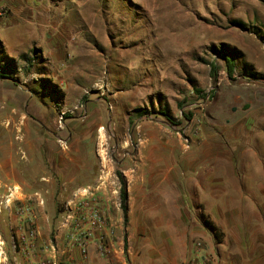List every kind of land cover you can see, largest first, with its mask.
Segmentation results:
<instances>
[{
	"label": "rangeland",
	"instance_id": "rangeland-1",
	"mask_svg": "<svg viewBox=\"0 0 264 264\" xmlns=\"http://www.w3.org/2000/svg\"><path fill=\"white\" fill-rule=\"evenodd\" d=\"M41 2L43 13L0 4V73L13 76L0 83V264H40L43 229L53 242L59 232L63 237L68 206L87 186L100 187L110 204L114 242L125 252L129 229L174 232L180 227L136 224L130 212L125 220L121 175L135 173L147 138L184 140L190 129L198 137L211 110L225 113L264 90L263 81L247 78L264 77V0L16 3L38 11ZM33 32L43 34V46L35 42L27 60L9 62L3 40L21 52L19 37ZM223 46L236 51L234 78ZM13 165L15 179L7 177ZM44 212L62 222L43 226Z\"/></svg>",
	"mask_w": 264,
	"mask_h": 264
},
{
	"label": "crops",
	"instance_id": "crops-1",
	"mask_svg": "<svg viewBox=\"0 0 264 264\" xmlns=\"http://www.w3.org/2000/svg\"><path fill=\"white\" fill-rule=\"evenodd\" d=\"M16 2L0 0L13 13H43L42 2L38 11H30V3L24 7L25 3ZM19 39L21 52L11 50L2 39L8 57L18 58L38 41L43 46L41 32ZM2 80H6L2 85L13 82V78ZM246 103L225 113L211 110L200 123L198 137H192L190 129L184 140L149 137L139 145L135 173H125L129 212L138 217L136 224L153 230L157 226L180 228L157 234L129 229L126 252L116 240L108 256L98 249L97 233L87 259L80 247L68 242V232L64 238L59 232L53 242L43 229V258L63 257L77 264H187L193 242L202 238L209 255L206 264H264V90L254 91ZM144 163L147 169L138 170ZM14 166L8 178L15 179ZM44 213L43 226H52L55 219ZM117 223L111 218L108 229Z\"/></svg>",
	"mask_w": 264,
	"mask_h": 264
},
{
	"label": "built area",
	"instance_id": "built-area-1",
	"mask_svg": "<svg viewBox=\"0 0 264 264\" xmlns=\"http://www.w3.org/2000/svg\"><path fill=\"white\" fill-rule=\"evenodd\" d=\"M75 196V205L68 206L64 219L68 231V242L80 247L84 259L88 257L91 240L98 233V249L101 255L108 256L114 252V231L110 227V204L104 199L100 187H82ZM32 218V217H30ZM108 229V230H107ZM192 256L187 264H206L209 261L204 242H193ZM40 264H77L60 261L59 257L41 258Z\"/></svg>",
	"mask_w": 264,
	"mask_h": 264
},
{
	"label": "trees",
	"instance_id": "trees-1",
	"mask_svg": "<svg viewBox=\"0 0 264 264\" xmlns=\"http://www.w3.org/2000/svg\"><path fill=\"white\" fill-rule=\"evenodd\" d=\"M242 24V23H240ZM0 46L2 47V41L0 40ZM214 49H216V47H213ZM221 55L224 59L225 62V66L227 69V73L228 76L230 78H234V72L236 69V65H237V58H236V51L232 50L231 48L228 47H222L221 49ZM6 58L9 60V62H13L14 59L11 57H8L7 54L5 55ZM21 57L24 60H27V55L26 54H22ZM211 65V76H213L214 78L217 79V74H218V65H217V61H212L210 62ZM6 68L8 70H14V68L12 67V65H6ZM249 77H247L250 80H259V81H263L264 82V77L261 75H256V74H250L248 75ZM13 78L12 75H10L9 73H0V78ZM215 99H218V95L214 96ZM164 115H166V112H163ZM169 118V117H168ZM121 183H122V187H121V206L122 209L124 211V217L125 220H128V213H129V192H128V187H127V181L126 179L121 175ZM55 219V218H54ZM59 219V218H58ZM58 219H55L53 221V225L55 224L54 222L57 221Z\"/></svg>",
	"mask_w": 264,
	"mask_h": 264
},
{
	"label": "bare ground",
	"instance_id": "bare-ground-1",
	"mask_svg": "<svg viewBox=\"0 0 264 264\" xmlns=\"http://www.w3.org/2000/svg\"><path fill=\"white\" fill-rule=\"evenodd\" d=\"M20 131V130H19ZM30 136V135H29ZM25 140V137L23 136V137H20V138H18V140H17V142L15 141V143L16 144H21L23 141ZM27 142V141H26ZM15 144V145H16ZM28 144H29V142H28ZM23 148V147H22ZM21 149V148H20ZM24 151V150H23ZM29 152H30V150H29ZM18 154V153H17ZM21 156V155H20Z\"/></svg>",
	"mask_w": 264,
	"mask_h": 264
}]
</instances>
